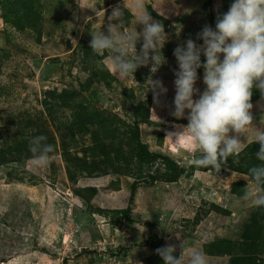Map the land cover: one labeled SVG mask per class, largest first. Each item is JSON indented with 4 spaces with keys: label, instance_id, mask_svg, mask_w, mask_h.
Listing matches in <instances>:
<instances>
[{
    "label": "rangeland",
    "instance_id": "obj_1",
    "mask_svg": "<svg viewBox=\"0 0 264 264\" xmlns=\"http://www.w3.org/2000/svg\"><path fill=\"white\" fill-rule=\"evenodd\" d=\"M232 2L144 0L164 24L167 41L160 49L166 62L153 72L151 62L138 68V86L98 65L101 56L89 47V33L102 29L124 0H0V264H161L144 246L152 234L161 247L176 245L177 256L183 242L185 264L193 248L206 255L207 264H229L236 257L263 264L264 220L259 233L249 226L246 234L256 208L233 194L241 187L231 188L251 179L227 170L228 162L219 173L195 168L188 163L199 155L195 143L167 136L184 125L166 122L176 119L174 49L189 38L200 41L197 33L205 25L215 29L217 16ZM121 28L142 30L130 10ZM203 72L198 70L196 83L201 92ZM150 78L168 90L160 106L153 103ZM252 103L250 132L264 128L259 92ZM135 122L150 152L183 169L176 182L163 181L171 164L137 159ZM36 135L54 146L47 167L31 164L27 137ZM242 153L228 159L244 166L251 156ZM151 177L158 180L150 183ZM132 184L128 214L122 210Z\"/></svg>",
    "mask_w": 264,
    "mask_h": 264
},
{
    "label": "clouds",
    "instance_id": "obj_2",
    "mask_svg": "<svg viewBox=\"0 0 264 264\" xmlns=\"http://www.w3.org/2000/svg\"><path fill=\"white\" fill-rule=\"evenodd\" d=\"M125 10L135 13L141 31L122 30ZM89 34L90 49L101 56L98 65H106L121 80L131 79L140 86L134 75L138 68L151 62L153 72L157 65L160 67L166 62L164 56L161 62L160 49L167 41L164 24L152 17L144 0H131L128 5L124 0L122 6H114L107 24ZM196 39L202 44L189 38L173 52L179 70L174 71V111L171 114L176 119H187V125L178 126L179 131L167 136L194 142L199 155L188 163L197 169H214L218 173L230 156H238L248 144L258 145L255 159L259 163L249 168L247 175L251 182L242 189L241 199L257 209H264V128L256 127L250 132L255 121L254 91L259 92L264 101V0H233L228 11L217 16L215 29L205 25ZM141 42L138 52L137 45ZM201 68L204 69L203 92L196 87ZM148 81L153 103L160 106V98L168 90L160 80L150 78ZM27 140L33 154L32 166L47 167L54 146L47 143L44 135L30 136ZM179 248L178 256L174 244L157 248L155 254L163 264H185L183 242ZM135 264L142 262L135 261ZM187 264H207V257L193 248Z\"/></svg>",
    "mask_w": 264,
    "mask_h": 264
},
{
    "label": "trees",
    "instance_id": "obj_3",
    "mask_svg": "<svg viewBox=\"0 0 264 264\" xmlns=\"http://www.w3.org/2000/svg\"><path fill=\"white\" fill-rule=\"evenodd\" d=\"M214 1H218V0H208V4H211ZM197 44H202V41L201 40L198 41ZM168 121H171V122L176 123V124L187 125V120L172 119L171 118V119L167 120L166 122H168ZM166 122H164V124H166ZM132 140H133V142L135 144V148H136V157L142 163H149V162H153V161L159 159V160H164L165 162L172 165L173 168L171 170L169 177L163 178V181L168 182V183L176 182L179 179V177L183 174V169L181 167H179V165H177L175 162L171 161L167 157H163L159 154L152 153L148 150L147 145L140 141L139 128H138V124L136 122L133 124V127H132ZM258 148H259V146L256 144H248L243 149L242 154H247V156L248 155L251 156V158L248 156L249 161L247 163H245V165L243 166V164L240 165L242 163V160L238 165L237 164L234 165V164H232V161L230 159H228L227 162L229 164V168L227 170H229L230 172L240 173V174H244V175L248 176L247 173H248L249 168L256 165L257 163H259L253 155L254 151L258 150ZM248 177L250 178V176H248ZM156 180H158L156 177H151L150 183H153ZM238 187H241L242 189L245 187V184L243 183V181H237L236 183H234L232 185L231 188L233 190L238 191ZM242 189L239 193L233 192V194H237L238 196H242L243 195ZM135 190H136V184H132L131 188H130V192H129L128 206L126 207L125 210H122V212L130 214V211H131L130 206L132 205V202H133ZM263 211H264V209H261L258 212L257 208L253 211L251 217L249 218L248 227L247 226L245 227L244 232L246 234H247V232H250V230L248 231L249 226H251V228L257 227L258 233L260 232V230H262L261 225H262V222L264 220V212ZM127 219L130 223H136V221H134L130 217H127ZM144 246L152 249L154 251V254H155V250L157 248L161 247L159 245V241H158L155 234H152L147 238V240L144 243ZM156 256H157V258H159L161 264H163V260L158 255H156ZM262 263L264 264L263 261H262ZM229 264H257V259H255L254 257H245V258L236 257V258H231L229 261Z\"/></svg>",
    "mask_w": 264,
    "mask_h": 264
}]
</instances>
